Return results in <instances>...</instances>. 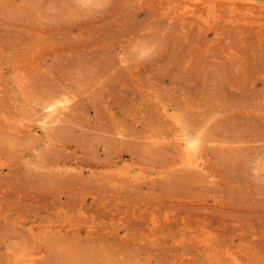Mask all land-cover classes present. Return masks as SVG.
Instances as JSON below:
<instances>
[{
  "label": "rangeland",
  "instance_id": "rangeland-1",
  "mask_svg": "<svg viewBox=\"0 0 264 264\" xmlns=\"http://www.w3.org/2000/svg\"><path fill=\"white\" fill-rule=\"evenodd\" d=\"M182 2L0 0V264H264V0Z\"/></svg>",
  "mask_w": 264,
  "mask_h": 264
},
{
  "label": "bare ground",
  "instance_id": "bare-ground-1",
  "mask_svg": "<svg viewBox=\"0 0 264 264\" xmlns=\"http://www.w3.org/2000/svg\"><path fill=\"white\" fill-rule=\"evenodd\" d=\"M183 13L182 15L196 16L198 10L193 9L194 4H189L191 0H183ZM185 9V10H184ZM200 13V12H199ZM213 17V16H212ZM206 20V19H205ZM207 21V20H206ZM69 98L66 95L57 96L53 98L47 105V113L43 124H53L61 120V114L68 108ZM174 121V120H173ZM176 142L180 147L183 158L180 163L194 169L203 170L204 159L201 152L200 144L197 138H192L186 135L175 132ZM179 164V163H178ZM182 166V165H181Z\"/></svg>",
  "mask_w": 264,
  "mask_h": 264
}]
</instances>
